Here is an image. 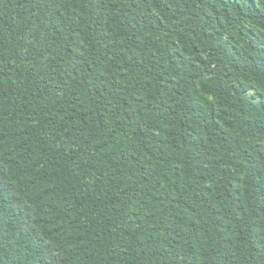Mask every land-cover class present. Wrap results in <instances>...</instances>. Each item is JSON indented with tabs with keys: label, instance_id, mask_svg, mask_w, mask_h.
I'll return each mask as SVG.
<instances>
[{
	"label": "trees",
	"instance_id": "obj_1",
	"mask_svg": "<svg viewBox=\"0 0 264 264\" xmlns=\"http://www.w3.org/2000/svg\"><path fill=\"white\" fill-rule=\"evenodd\" d=\"M0 264H264V0H0Z\"/></svg>",
	"mask_w": 264,
	"mask_h": 264
}]
</instances>
